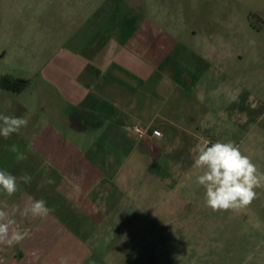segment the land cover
Instances as JSON below:
<instances>
[{"label":"crops","instance_id":"obj_1","mask_svg":"<svg viewBox=\"0 0 264 264\" xmlns=\"http://www.w3.org/2000/svg\"><path fill=\"white\" fill-rule=\"evenodd\" d=\"M92 9L51 56H15L18 68L0 71V81L26 82L18 91L0 85V114L29 121L19 133L0 136V170L32 177L18 180L12 197L0 192V201L10 213L30 198L52 209L43 218L17 211L27 236L0 244V264L44 263L73 235L72 212L95 214V193L132 189L147 167L167 174L169 156L191 157V142L202 140L198 128L206 115L196 102L206 92L202 79L216 69L211 48L189 53L180 28L158 22L163 9L128 6L123 12L120 3L106 0ZM134 124L159 131L162 139H139ZM13 145L27 159L17 161Z\"/></svg>","mask_w":264,"mask_h":264},{"label":"rangeland","instance_id":"obj_2","mask_svg":"<svg viewBox=\"0 0 264 264\" xmlns=\"http://www.w3.org/2000/svg\"><path fill=\"white\" fill-rule=\"evenodd\" d=\"M97 1L0 0V71L18 68L15 56H51ZM109 2L123 12L163 9L158 22L180 28L189 53L211 48L216 69L202 79L206 92L196 102L208 119L198 128L202 140L190 144L193 156L168 157L170 172L147 167L132 189L95 193L94 215L72 212L73 235L42 264L61 257L67 264H264V189L243 210L213 212L193 167L196 146L219 140L236 143L264 171V0Z\"/></svg>","mask_w":264,"mask_h":264},{"label":"clouds","instance_id":"obj_3","mask_svg":"<svg viewBox=\"0 0 264 264\" xmlns=\"http://www.w3.org/2000/svg\"><path fill=\"white\" fill-rule=\"evenodd\" d=\"M28 123L26 117L0 114V136L7 139L27 127ZM10 150L16 153L17 161L27 159L16 145ZM193 167L200 170L196 183L204 188L205 205L213 212L243 210L257 198L256 190L264 189V171L231 141L217 140L213 143L203 140L196 146ZM31 179L26 173L17 178L8 171L0 170V192L12 197L18 191V180L30 183ZM8 208L6 201H0V244L8 246L21 243L27 236L14 218L17 211L22 217L41 218L52 211L43 199L31 198L22 210L13 208L10 213ZM60 264H67V259L61 257Z\"/></svg>","mask_w":264,"mask_h":264},{"label":"built area","instance_id":"obj_4","mask_svg":"<svg viewBox=\"0 0 264 264\" xmlns=\"http://www.w3.org/2000/svg\"><path fill=\"white\" fill-rule=\"evenodd\" d=\"M132 131L137 135L139 139H144L146 137H149L152 141H160L162 139V135H158V133H160L159 131L151 130L149 132L148 127H143L140 124H134L132 126Z\"/></svg>","mask_w":264,"mask_h":264},{"label":"trees","instance_id":"obj_5","mask_svg":"<svg viewBox=\"0 0 264 264\" xmlns=\"http://www.w3.org/2000/svg\"><path fill=\"white\" fill-rule=\"evenodd\" d=\"M26 82L23 80H15L10 81L7 77H2L0 81V85L4 89H8L11 91H18Z\"/></svg>","mask_w":264,"mask_h":264}]
</instances>
